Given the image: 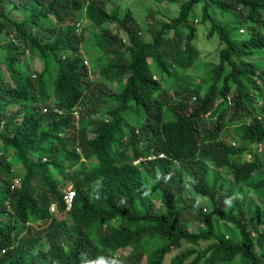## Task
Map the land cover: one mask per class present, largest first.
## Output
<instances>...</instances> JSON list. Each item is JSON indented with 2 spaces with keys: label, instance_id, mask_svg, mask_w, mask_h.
<instances>
[{
  "label": "trees",
  "instance_id": "obj_1",
  "mask_svg": "<svg viewBox=\"0 0 264 264\" xmlns=\"http://www.w3.org/2000/svg\"><path fill=\"white\" fill-rule=\"evenodd\" d=\"M169 1L138 24L108 0H0V264H264V153L230 160L264 147V0ZM197 3L218 48L192 84Z\"/></svg>",
  "mask_w": 264,
  "mask_h": 264
},
{
  "label": "rangeland",
  "instance_id": "obj_2",
  "mask_svg": "<svg viewBox=\"0 0 264 264\" xmlns=\"http://www.w3.org/2000/svg\"><path fill=\"white\" fill-rule=\"evenodd\" d=\"M186 0H179V2H184ZM178 5L177 3L171 2L169 0H108L105 9L106 11H109L112 8H116L118 15H121L124 10H129L134 19L138 24H142L149 21L147 14L149 12L154 13V19L156 20H165L168 18H173L176 16L178 12ZM200 8L201 3H197L192 10L191 19L195 20L193 21V26L196 29V39L194 42V47L198 52L197 61L194 64V66L184 72L185 77L180 78L182 82H188L192 84H198L203 82L206 77L203 73L202 65L208 64V63H215L216 62V51L218 48L216 39L214 37L206 38V31L208 23H201L199 21L200 17ZM214 18L216 20H220L221 16L218 13L213 14ZM79 31H81L83 34L84 41L80 44L81 49V56L83 57V60L86 62L84 64L89 72V80L92 82H101L102 78L98 75L96 72L95 66L97 63L93 61V59L96 56V48L93 45V41H86L89 39V37L92 38V34L94 32H97L96 30H93L91 27L87 26V23L85 19L82 17L81 22H79V25L77 27ZM92 33V34H91ZM91 34V35H90ZM147 37V36H146ZM29 65L32 69L39 71L40 70V64L36 59H30ZM5 81L7 80V75L4 76ZM189 80V81H188ZM109 88V87H108ZM74 119H76V113H73ZM229 136L231 137V134L228 133L225 137L226 141H229ZM246 153L242 154L238 157H235L233 159H230L231 161L241 163L243 161H249L251 156L250 153L254 152L257 154L258 158L260 159V156L264 153V147L257 145V146H248L246 147ZM212 170V169H211ZM220 175L223 174V172L219 173ZM229 175L227 174V178ZM14 185H16V182H13ZM70 186H63L61 187L62 191L66 192ZM252 198H254V203L256 205H260L259 198L256 196L251 195ZM51 212H54V215L57 220H61L63 218V215L56 213L55 209L52 208ZM42 248L45 247V242L41 241ZM157 246V243H153L150 245L149 249L155 248ZM203 245L201 244L200 247ZM149 251V250H148ZM168 258L165 259L164 264H167Z\"/></svg>",
  "mask_w": 264,
  "mask_h": 264
},
{
  "label": "built area",
  "instance_id": "obj_3",
  "mask_svg": "<svg viewBox=\"0 0 264 264\" xmlns=\"http://www.w3.org/2000/svg\"><path fill=\"white\" fill-rule=\"evenodd\" d=\"M84 64H86L85 61H84ZM158 157H161V156H158ZM72 196H73V192L70 189H68L66 192H64V198L63 199H64V203L66 205V209H68L70 207V202H71ZM52 208H53V206L51 205L49 208L50 211Z\"/></svg>",
  "mask_w": 264,
  "mask_h": 264
}]
</instances>
